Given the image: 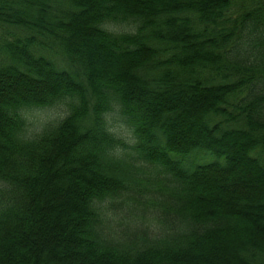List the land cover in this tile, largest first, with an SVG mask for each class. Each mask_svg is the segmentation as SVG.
Masks as SVG:
<instances>
[{"label":"trees","instance_id":"trees-1","mask_svg":"<svg viewBox=\"0 0 264 264\" xmlns=\"http://www.w3.org/2000/svg\"><path fill=\"white\" fill-rule=\"evenodd\" d=\"M261 41L264 0H0V264H264Z\"/></svg>","mask_w":264,"mask_h":264},{"label":"rangeland","instance_id":"rangeland-1","mask_svg":"<svg viewBox=\"0 0 264 264\" xmlns=\"http://www.w3.org/2000/svg\"><path fill=\"white\" fill-rule=\"evenodd\" d=\"M57 111L55 110H47V111H38L37 113V117L39 119L41 118H45V116H53Z\"/></svg>","mask_w":264,"mask_h":264},{"label":"bare ground","instance_id":"bare-ground-1","mask_svg":"<svg viewBox=\"0 0 264 264\" xmlns=\"http://www.w3.org/2000/svg\"><path fill=\"white\" fill-rule=\"evenodd\" d=\"M261 44H264V41H261Z\"/></svg>","mask_w":264,"mask_h":264}]
</instances>
